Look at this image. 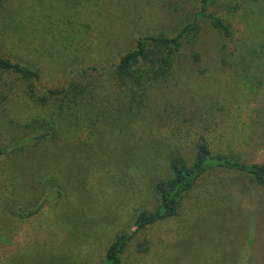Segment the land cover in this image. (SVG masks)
<instances>
[{"label":"rangeland","instance_id":"374dc122","mask_svg":"<svg viewBox=\"0 0 264 264\" xmlns=\"http://www.w3.org/2000/svg\"><path fill=\"white\" fill-rule=\"evenodd\" d=\"M197 8L198 0H0L1 54L39 73L33 87L0 70V264H100L156 204L169 158L191 163L199 142L264 163V0H215L209 11L231 37L201 19L195 42L166 67L162 51L137 67L136 82L113 76L139 35H172ZM39 202L35 215L12 213ZM122 264H264V189L243 172L211 169L177 216L129 242Z\"/></svg>","mask_w":264,"mask_h":264},{"label":"trees","instance_id":"16d2710c","mask_svg":"<svg viewBox=\"0 0 264 264\" xmlns=\"http://www.w3.org/2000/svg\"><path fill=\"white\" fill-rule=\"evenodd\" d=\"M215 0H198V8L193 13L192 18L184 23L176 33L172 35L143 34L139 35L132 48L126 50L113 66V76L119 83L127 84L136 82V69L143 62L153 63L151 60L155 55L165 51V57H161L159 62L162 66L169 65L171 56L181 51L185 46L191 45L200 32L199 20L207 19L211 22L224 37H231L234 33L232 26L218 15L209 11V6ZM160 56H157V58ZM194 60L198 59V54L193 55ZM0 70L12 72L21 79L31 81L32 86H37L39 73L36 69L29 67L10 57L4 56L0 52ZM93 68L82 69L88 72ZM47 94L51 96L60 95L66 92V87L61 89H48ZM47 96H44L45 99ZM264 145V144H263ZM6 148L0 146V155ZM223 168L237 170L249 176L251 181L264 189V163L256 161H242L232 159L222 153H212L204 142H199L196 148L194 159L188 163L181 155H172L168 160L169 175L155 181L154 189L157 194V201L150 210H141L135 216L132 225L121 231L107 246L104 257L100 264H122V256L129 242L137 234L149 225L156 222L174 218L178 214L181 197L189 192L197 181L213 168ZM42 202L29 212L12 213L19 217H28L38 213ZM146 240H144V243ZM143 243V244H144ZM143 244L138 245V249Z\"/></svg>","mask_w":264,"mask_h":264}]
</instances>
